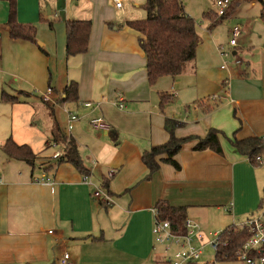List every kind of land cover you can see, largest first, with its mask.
<instances>
[{
  "label": "crops",
  "instance_id": "crops-1",
  "mask_svg": "<svg viewBox=\"0 0 264 264\" xmlns=\"http://www.w3.org/2000/svg\"><path fill=\"white\" fill-rule=\"evenodd\" d=\"M124 1L118 9L113 0H0V146L12 137L37 154L34 169L10 158V166L0 164V264H55L65 252L73 264H161L164 246L152 231L159 201L186 207L203 233L260 213L264 156L250 161L230 138L235 132L240 139L264 137V0L231 3L228 19L239 17L233 27L241 29L236 46L230 44L233 27L212 28L207 21L195 59L154 85L139 32L118 14L126 11ZM11 4L18 22L35 26V41L11 37ZM67 20H91L86 52L67 54ZM222 56H232L229 65ZM49 87L51 106L41 98ZM163 96L171 97L168 104L181 98L193 105L179 120L178 137L218 128L223 153L194 150L188 142L175 157L179 169L162 163L148 177L143 152L169 139ZM206 99L221 103L206 113ZM65 109L78 115L70 132ZM100 117L117 140L92 125ZM63 134L75 139L95 185L105 190L103 181L113 173L111 203L92 196L94 185L74 164L52 159ZM43 174L52 181H37Z\"/></svg>",
  "mask_w": 264,
  "mask_h": 264
},
{
  "label": "trees",
  "instance_id": "trees-1",
  "mask_svg": "<svg viewBox=\"0 0 264 264\" xmlns=\"http://www.w3.org/2000/svg\"><path fill=\"white\" fill-rule=\"evenodd\" d=\"M10 2L15 3L14 0H10ZM11 6L8 21L11 37L35 41V26L18 22L15 7L13 4ZM145 10L146 18L129 20L126 24L140 34V45L147 61L148 81L154 85L163 76L176 77L183 72L186 65L196 57L200 36L197 30V22L185 11L183 0H146ZM228 17L229 12L225 15L219 13L205 14V19L210 22L212 28L220 25ZM261 19L264 21V10L261 13ZM91 28V20L66 21V48L69 56L81 54L88 50ZM67 92L71 99L74 98L77 93V86L73 85ZM3 97L5 100H15L6 93ZM170 98L163 96L162 106L168 104ZM205 101L201 105H205L206 113H211L221 103L220 99L214 100V102L211 99ZM180 126H182L181 121L167 117L165 129L169 134L168 141L152 146L143 152L142 159L148 167V177L158 171L162 163L171 164L179 169L181 166L175 157L183 145L188 142L194 143V150L210 149L220 154L223 153L221 137L224 132L222 130L212 127L203 137L198 135L178 137L176 130ZM109 133L113 140H117V135L112 129H109ZM59 138L60 140L55 141L66 143L64 157L59 161H69L82 173L89 175L88 169L83 165L75 139L66 134L60 135ZM230 142L240 153L247 155L250 161L256 164L261 162L264 156V137L250 136L240 139L235 132L230 138ZM1 148L8 158L26 162L32 169L35 168L37 154L30 145L18 144L12 137H9ZM112 176L103 181V186L108 194H110L108 191L109 179ZM156 209L159 218L170 221L174 231L180 233L187 231L185 227L186 207L173 206L166 201H159ZM248 237L249 234L245 229H238L234 225L222 230L218 249L215 253L217 263L236 260L237 250L244 245Z\"/></svg>",
  "mask_w": 264,
  "mask_h": 264
},
{
  "label": "built area",
  "instance_id": "built-area-1",
  "mask_svg": "<svg viewBox=\"0 0 264 264\" xmlns=\"http://www.w3.org/2000/svg\"><path fill=\"white\" fill-rule=\"evenodd\" d=\"M115 6L118 9L123 8L124 0H113ZM217 6L219 7L218 13L220 15H225L229 12L231 6L230 0H217ZM241 33V29L235 26L231 30L230 44L233 46L237 45V38ZM1 37V33H0ZM227 55V53L225 54ZM240 63V61H236ZM53 94V89L49 87L47 91L42 95V100L51 105H55L56 102L51 98ZM49 102V103H48ZM86 106H91V103H86ZM120 106H123L120 103ZM68 113V131L70 132L73 128V123L78 119V115L65 109ZM92 125L101 130H109L110 126L103 118L93 119ZM56 147L52 159L59 161L64 157L66 143H53ZM113 173L110 174V176ZM36 180L39 182H51L52 177L49 174H43L41 176H36ZM84 182L89 185H94V191L92 196L95 199H101L103 202L111 203V198L109 194L93 183L89 175H84ZM2 179L0 178V184ZM155 211V221L153 225V235L156 243L164 246V257L163 260L165 264H193L198 263V260L204 253V249L212 247L215 253L218 249V244L220 241V233L215 232V236L212 240H205V235L201 230L200 224L193 219L186 218L185 227L187 231L185 233L176 232L172 229L171 223L168 220H163L159 218L157 209ZM238 229H245L249 237L244 243V245L239 248L236 252V258L244 260L247 264H264V200L260 208V213L258 215L252 216L246 219L244 222L240 223ZM194 242L196 244H194ZM204 242V243H203ZM217 261L214 260L213 263L216 264ZM55 264H73L70 258V254L65 252Z\"/></svg>",
  "mask_w": 264,
  "mask_h": 264
},
{
  "label": "rangeland",
  "instance_id": "rangeland-1",
  "mask_svg": "<svg viewBox=\"0 0 264 264\" xmlns=\"http://www.w3.org/2000/svg\"><path fill=\"white\" fill-rule=\"evenodd\" d=\"M231 3H250V0H230ZM145 3L146 0H125L124 4L126 6V11L123 14L121 11L118 12L119 16L122 17L123 15H126L127 17H130L131 20H137V19H144L146 18V10H145ZM260 3V2H257ZM183 5L185 8V11L191 15L197 22V30L198 33L201 34L204 31H207V20L205 19L206 13H218L219 7L217 6V0H183ZM259 5V4H258ZM246 11V6H243L241 9V12L238 16H240L241 13ZM142 16V17H138ZM133 17V18H132ZM239 17H236L235 19H238ZM234 18L232 19H225L221 25H224V27H233L236 20ZM228 37V36H227ZM227 37L225 39H227ZM223 57V56H222ZM232 60L231 57H223L222 59V65L228 64ZM229 65V64H228ZM214 102V101H212ZM49 103V102H48ZM51 106V103L49 104ZM2 108L0 109V116L2 114ZM166 111L170 115V117L181 120L182 118L189 116V112L193 111V105L189 104L188 102L184 101V99L176 98L174 101H171L166 106ZM3 141L0 140V145ZM9 158L6 156V154L3 152L1 146H0V164H5L10 166L7 161ZM13 163H24L26 162L14 160L11 159ZM19 161V162H17ZM23 164V165H24ZM16 165V164H15ZM264 165V160L262 163V166ZM210 233L206 231L204 233L205 240H212L215 238L213 236V233H215L214 228L211 229ZM221 233V231H219ZM203 242V243H204ZM194 244H196L194 242ZM215 260V250L212 247H206L204 249L203 255L198 260L199 264H206V263H213ZM161 264H165V262H161ZM216 264H247L242 259H236V260H229V261H222Z\"/></svg>",
  "mask_w": 264,
  "mask_h": 264
}]
</instances>
